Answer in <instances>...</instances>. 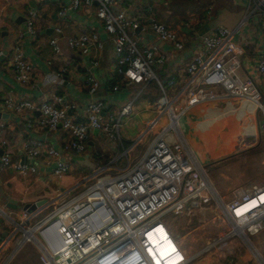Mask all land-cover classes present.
Masks as SVG:
<instances>
[{
  "label": "built area",
  "instance_id": "built-area-1",
  "mask_svg": "<svg viewBox=\"0 0 264 264\" xmlns=\"http://www.w3.org/2000/svg\"><path fill=\"white\" fill-rule=\"evenodd\" d=\"M250 1L253 2L252 10L262 11L264 0ZM78 9H84L87 13L92 11L102 31L112 41V59L118 80L111 84L110 90H119V83L131 87L147 86L153 82L160 95L148 99L141 108H138L134 97H129L116 110L106 107L97 99H91L82 108L83 119H77L75 114L70 113L73 106L65 96L53 90L56 89L54 86L63 83L66 74V68L59 67L43 77L44 84L49 87L53 85V89H50L51 93H43L44 97L37 106L28 98H0V112L20 114L28 111L26 126L35 120L38 127L49 132L60 129L64 133L66 149L75 154L86 153L93 131L103 134V138L112 146L119 145L121 118L128 119L137 115V111L143 118V126L132 143L118 149L119 152L106 165L104 162L89 168L85 173H79L77 182L63 188L55 197L44 199L43 203L30 211L22 209L18 218L0 207V264H7L27 241L38 245L37 264H144V250L152 264H156L155 256L148 253V242L142 235L154 231L155 223L161 225L160 220L155 219L158 215L178 208L187 211L209 210L211 217L205 228L210 229L203 231L198 238L191 239L192 242L189 241L193 245L197 240L196 243L201 245L187 254L174 242V247L166 254L171 261L162 264H185L197 253L207 251L227 237H243L262 230L264 197L260 196L264 193V186L234 187L227 200L217 195L206 176L204 166L187 150L178 128V119L182 114L207 101L221 103L229 99L246 100L254 102L257 109L263 110L264 101L257 85L251 76L240 72L244 51L243 44L234 39V30L215 26L211 32L199 37V49L190 56L181 82L178 83V78L170 74L162 84L152 66L164 63L165 51L151 41L144 48H139L138 40L149 32L174 49L181 50L182 38L175 28L156 19L152 10L141 20L128 13L125 7L116 8L115 0H68V5L59 7L56 14L63 18L67 10ZM36 19L37 12L27 10L23 28L14 33L15 37L9 44L8 67L11 77L16 83L29 87H35L37 73L25 57L22 46L26 38H35ZM184 26H189L188 22ZM138 27L139 31H136ZM61 39V27L55 24L53 35L48 41L54 54L62 55ZM65 43L68 49L80 56L101 50V41L96 32L70 35L65 38ZM3 56L0 49V59ZM97 64L94 55L87 63L83 79L86 92L91 96L99 89L97 78L91 70ZM255 68L258 73H264V56L256 60ZM35 111H38L37 119L32 114ZM162 117H165V123L158 128L156 123ZM7 128L8 123L0 122V170L10 167L19 176H29L37 172L34 161L40 155L52 159L51 174L56 179L71 170L69 162L51 144L31 137L21 139L20 148L25 160L12 161L11 146L5 136ZM258 132L264 134V124L258 125ZM144 137L149 138L148 144L130 164L127 155ZM123 156L127 161L119 167V160ZM111 163L113 166H110ZM110 167L117 174L105 177L103 173ZM77 189L79 193L76 196L60 204L65 196ZM60 200L58 209L38 221L34 228L28 227L34 216ZM80 210L84 211L77 213ZM54 214L57 217L51 220ZM92 215L95 217L88 220ZM56 219L60 220L57 231L63 245L57 250H51L47 245L45 247L38 243L34 231L43 229ZM96 219H100L102 224L93 227ZM163 228L167 231L168 239L174 241L167 228ZM160 243L164 245V242ZM10 244L12 248L7 250Z\"/></svg>",
  "mask_w": 264,
  "mask_h": 264
},
{
  "label": "crops",
  "instance_id": "crops-1",
  "mask_svg": "<svg viewBox=\"0 0 264 264\" xmlns=\"http://www.w3.org/2000/svg\"><path fill=\"white\" fill-rule=\"evenodd\" d=\"M171 3L178 4L173 5ZM67 5L68 0H0V49H2L4 55L0 59V98L3 99L6 96H12L16 100L22 97L28 98L37 106L39 101L44 97L42 96L43 93H51L50 89H53V85L49 87L44 84L42 81L43 77H46L51 71L59 67H65L66 74L64 75L63 83L54 86L56 89L53 90H57L61 92L60 94L65 96L68 103L73 106L70 109V113L75 114L77 119H83L84 114L82 108H84V105L91 99H97L101 101L103 105H106V107L116 110L119 104L127 98L134 97V101L138 105V108H141L148 99H152L146 96L139 99L144 89L150 86L151 83L147 86L137 85L131 87L119 83V90L111 91L107 89L106 86L108 83L113 84L118 80V74L112 59V41L110 40V36L102 31L101 25L92 11L87 13L84 9L67 10L65 16L59 18L56 14L57 10L59 7ZM252 5L253 2L250 0H115L116 8L125 7V9L129 10L127 11L128 13H132V15L137 16V18L141 20L145 18V15H149L152 10L156 19L164 22L167 26L175 28L177 32L180 33L183 44L181 50L174 49L167 42L158 40L149 32H146L142 40L138 41L139 48H144L145 44L151 41L161 50L165 51L166 60L162 65L156 66L160 71V77L162 79L155 74L162 84L165 83L166 78L170 74L178 78V83H180L184 77V69L190 56L195 54L199 49V37L211 32L212 28L215 26H222L233 29L235 32L234 39L243 44L244 54L241 58L240 72L243 75L251 76L260 91L261 99L264 101V73H258L255 68L256 60L264 56V3L262 11L252 10ZM161 6H167L170 9L169 12L168 10L165 12L163 8H160ZM30 9L37 12V19L34 24L36 36L33 40L26 38L23 42L22 49L25 57L36 69L37 79H35V87L21 85L13 81L8 67L10 56L9 44L15 37L14 33L23 28L26 11ZM184 14H186L188 19L183 17ZM194 17H196L195 23ZM185 22H188L189 26H184ZM55 24H59L61 27L62 42H60V49L62 55L51 52L48 44L50 37L53 35V26ZM204 25H207V30L201 33ZM91 32H96L98 34V38L101 41V50L99 49L96 53L91 51L88 55L80 56L67 48L65 43L66 37L73 34ZM94 55L98 60V64L91 70L97 78L99 89L96 91L95 95L91 96L86 92L87 88L85 84H83V79L84 75H86L87 63L90 59H93ZM151 89L156 90L154 84ZM131 90L135 91L133 96H129L131 95ZM238 100L239 99L223 100L221 103L223 102L225 105H228V103L239 102V106L237 107L238 111H240L239 115L246 118L247 123H249L252 129L255 127V124H257V129L259 124H264V106L263 110H260L257 109L251 101ZM244 103L249 105V108L243 106ZM194 107L195 106L191 108ZM242 108L244 109L241 110ZM258 112H260L261 115H258ZM214 113L212 109L204 110L202 113L203 117L201 120H198V124H200V122L213 121ZM32 114L35 119H37L38 111ZM137 115L140 116V121L138 120V122L141 124V120L143 119L142 115L138 111ZM146 115L147 114L143 116L145 117ZM26 116H28V111L25 110L20 114L7 112L5 117H0V122L9 124L8 130L5 129V136L8 138L11 146L12 161L15 162L16 159H21V161L25 160L20 148L21 139L31 137L33 139H43L45 142L51 144L52 147L61 154V157L69 162L71 170L58 179L54 178L51 174L53 167L52 159L45 155H40L35 159L34 163L37 166V172L29 176H19L15 173L14 169L10 167L0 170V207H3V209L8 211L14 218L19 217V212L22 210V206L25 203H33L37 200L55 197L58 192L65 188L62 185V181H67L70 176L77 175V171L83 173L82 163L84 161L80 162L83 160V157L88 159H90L89 156L91 157V153L89 152L88 154V152H86L82 154L80 161L74 162L71 159V155L75 153H70V151L66 149L64 133L60 131V129L49 132L44 128L41 129V127H38L35 120L32 121L30 126H26ZM128 119H131V117ZM221 125L222 127H219ZM133 126L132 123L123 124L121 142L119 145H115V147L112 146L111 143H108L103 138V134L99 132H93V136L88 140V145H91L92 148L96 147L98 152L111 158V155L113 156L116 150L130 144L132 140L131 129ZM219 126L216 128L210 126L202 130L209 133V137L212 134L214 135L216 146H219V143L221 144V147H215L213 152H217L223 148L221 133L224 124H220ZM140 128L141 125L139 126V129ZM128 130L129 133L127 132ZM211 130H213V132H211ZM262 135L264 137V134ZM204 138H206V135ZM258 142L259 141L253 143L249 150L254 149ZM241 151H244V149H241ZM247 156L249 157L245 155L238 157V161L234 162L233 165L239 169V173L249 162L250 164L254 162L257 175L255 171L252 170V177H249L245 184L253 180L255 185L264 186V148L260 152L254 151V153ZM221 159H211L210 161V158L208 160L203 157L202 160L198 159V161L202 166L203 164L207 166V163H213V161L217 162ZM206 160L208 161L206 162ZM221 168L222 167H219L218 170ZM221 173L222 172H219L220 176ZM259 173L261 175H259ZM251 183L238 186L248 188L254 185ZM11 187L21 191L22 196L18 197L13 190H11ZM231 190L229 197L231 196ZM217 191L219 196L225 200L228 199L220 194L225 193V191L222 192V188H220L219 185ZM66 197L67 196H65V198ZM263 197L264 195L261 198ZM10 199L15 202L14 208L6 205ZM60 202L61 200L58 201V203ZM207 212L210 211H200L199 209L187 211L184 208H178L169 212L168 214L170 215L167 217L170 223L176 222L177 219H183V225L184 223L187 225V222H189L187 220L191 216H194L197 225L199 223L197 228H205L204 221H206L205 215ZM2 226L1 224V227ZM97 226L100 225L93 224V227ZM57 230L58 227L56 226L50 227L41 235L51 250H57L63 245V240L59 238ZM260 231V233L257 232L258 234L255 233L248 236H254V238H256L263 235L264 229ZM192 233L199 234L200 232L197 230L195 231V229L191 230L187 237ZM170 235L174 239L175 244L181 247V251L187 254L188 251H186L185 247L192 245V243H189L191 237L187 239L186 243L183 241L185 237H183V239H177L176 241L174 238L175 236L171 233ZM192 241L193 240H191V242ZM245 247L250 249L253 256L254 254L256 255L255 257L258 259L255 260L257 262L259 260V264H264V258L261 256V253L259 254L256 252L252 246L249 247L248 245ZM246 251V248L244 249L236 246V244L231 245L230 243H225L209 249L208 252L203 251L204 253H197L193 259L185 264H254V259L252 260L250 254H247ZM194 259L197 261H194Z\"/></svg>",
  "mask_w": 264,
  "mask_h": 264
},
{
  "label": "rangeland",
  "instance_id": "rangeland-1",
  "mask_svg": "<svg viewBox=\"0 0 264 264\" xmlns=\"http://www.w3.org/2000/svg\"><path fill=\"white\" fill-rule=\"evenodd\" d=\"M186 1V0H183ZM173 5H176L178 3H171ZM160 8H163V10L166 12L168 10L169 12V8L163 7L161 6ZM181 13V12H180ZM183 17H185L186 19H188V17H186V14L183 15ZM136 31H139V27L136 29ZM142 40L141 37L139 38L138 41ZM153 71L155 72V74L160 77V71L158 69V67L156 66H152ZM161 78V77H160ZM162 79V78H161ZM153 88V82H151L150 86L146 87L144 89V92L142 93V95L139 97V99L143 96L149 97V98H157L160 95L159 91L153 90L151 89ZM167 91V95H169L168 90ZM131 95L129 96H133L135 91L131 90L130 91ZM240 101V100H238ZM239 106V102H233V103H228V105L225 103H219L216 101H207V102H203V103H199L197 104L194 108H190L189 110H187L184 114H182L179 119H178V128L180 130V134L181 137L183 138V141L185 142L186 148L187 150L189 149L191 154L193 155V157L198 160V159H203V157L205 159L210 158L211 159H221L219 161H213V163H207V166L204 165V169L206 171V176L208 178V180L210 181V183L212 184V186L214 187V190L216 192V194L218 195V185L220 186V188H222V192L225 191V193H220L223 195V197L225 198H229V193L230 190L233 189L234 187L238 186V185H248L250 184L252 181H250L248 184H245L248 180L249 177H252V170L255 171V174L257 175V171H256V167L254 166V162L250 164V162L248 163V165H246L245 167H243L241 169V171L238 173L239 169L237 167H235L233 165L234 162L238 161V157H242L243 155H245L246 157H249L247 155H251V153L257 152V151H261L264 148V137L262 134L258 133V129H257V124H255V127H253V129L251 128V126L249 125V123H247L246 118L243 117L240 114V111H238L237 107ZM243 106H247V108H249V105H247L246 103L243 104ZM199 109H198V108ZM207 109H212L214 110V120L211 122H204L198 124V120H201L203 117V111L207 110ZM237 109V110H236ZM244 108H242L241 110H243ZM258 115H261L260 112H258ZM240 116V117H239ZM192 117V119H191ZM138 120L140 121V116L139 115H134L131 117V119H126L125 117L121 118V126L119 127V134L121 136V132H122V128H123V124L124 123H128V124H133V128L131 129V143L132 141L135 139L136 135H137V131L139 129V126H143V124H140V122H138ZM165 117H162L161 120L159 122L156 123V126L158 128H160L164 123H165ZM220 124H224V127L222 128V133H221V137L223 138V145H222V149H220L217 152H213L214 148H220L221 144L219 143V146H216V139L214 138V135L212 134L210 137L208 135H210L209 133H206L204 131H202L205 128H208L210 126L213 127H217ZM219 127H222L219 126ZM226 128V129H225ZM220 129V128H218ZM129 133V130L127 131ZM211 132H213V130H211ZM204 134V135H203ZM206 135V138H204ZM180 137V136H179ZM257 141L258 144L255 146L254 149L249 150L251 145L253 143H256ZM149 142V138L148 137H144L141 142L137 145H135L133 147V150L129 152V154L127 155V157L130 159V164L132 162H134L142 153L143 149L146 147V145ZM128 146V145H127ZM115 147V146H114ZM96 147H94L95 149ZM241 149H244V151H241ZM236 151V152H235ZM90 153H93V149L90 148L89 149ZM119 152V151H118ZM117 150L115 153H118ZM105 154H102L100 152V155H98L99 158L103 157V161L100 159L101 162L96 163L97 165H101L102 163L106 162L110 159V157H104ZM113 156L111 155V158ZM82 158V154H72L71 155V159L75 162V161H80V159ZM90 159L83 157V160L80 162H83V173L88 171V168H95V163L94 160H92V158L89 156ZM249 159V158H248ZM107 160V161H106ZM206 160V162L208 161ZM126 157H122L119 160V164L118 166H124L125 162H126ZM252 161V160H251ZM91 163V164H90ZM113 163V161H112ZM110 164V166H113V164ZM233 165V166H232ZM219 167H222L220 170ZM258 170V169H257ZM219 172L221 173V176L219 174ZM261 173V172H260ZM259 173V175H261ZM105 174V177L107 175L112 176L117 174L115 171H113L111 169V167L109 168V170L107 171L105 169V172L103 173ZM239 174V175H238ZM79 176V171H77V175L75 174L74 176H70L69 179L67 181H62V185L67 188L70 187L71 185L75 184L78 179ZM261 178V176H260ZM250 180V179H249ZM254 184L255 183H251ZM257 186V185H256ZM231 188V189H230ZM230 189V190H229ZM11 190H13V192L18 196H22L21 191H18L16 189H14V187H11ZM79 193V190L77 189L75 192H72L70 194L67 195V197L60 203H64L66 200H68L69 198H73L74 196H76ZM59 203H56L55 205H51L48 208L42 210L40 213H38L36 216H34L32 218V220L28 223V227L31 228L33 227L38 221L42 220L45 216H47L48 214L52 213V211L55 209H58L60 207ZM172 212V211H171ZM169 212L165 213V214H161L158 215L155 219L156 220H160L161 225L163 227H166L167 230L169 231V233H171L172 235H174L176 241L177 239H183L184 238V242L187 243V239H189L191 237V239H196L198 238V236H200L202 234L203 231H207L210 228H197L199 226V223L197 225V221L194 219V216H191L187 221V225H183V219H177L176 222L174 223H170L169 222V218L167 217ZM215 213V211L213 212V214ZM58 214V213H57ZM57 214L52 215L50 218L51 220L55 219L57 217ZM91 217V216H89ZM88 217V218H89ZM211 217V213L207 212V214L205 215L206 221L204 226L206 227V224L208 222V220ZM195 227V228H194ZM34 228V227H33ZM46 227H44L41 230H35L34 231V236L36 237V239L38 238V243H40L41 245L45 246L47 244H45V240L43 238H41V234L42 231L45 230ZM184 229V230H183ZM195 231H199V234H194L192 233L189 237H187V235H189L191 230ZM264 229V228H263ZM159 232H162L163 236V242L164 245H161L160 242L158 241L159 239L156 237V240L153 241V246L156 247V253L158 254V260L160 261V258L165 259L166 263H169L171 261L170 258H166L167 257V252L169 249L174 247V242L172 239H167L168 237L166 236V234H164V231L162 230V228L158 229ZM166 231V230H165ZM261 232V231H260ZM259 232V233H260ZM258 234V233H257ZM263 235H260L256 238H254V236L249 237L248 235H245L243 237H238V236H232L230 238L227 237V239L220 241L218 243H215V245H212L209 249L214 248L215 246H219V245H223V244H228L230 243L231 245L236 244V246L242 247V248H246V252L247 254H250L252 260L254 259V264H259V260L258 262L255 259H258L257 257H255L256 255L254 254V256L252 255L250 249L248 247L245 246H252L256 252H258L259 254L261 253V256L264 258V233H262ZM184 235V236H183ZM169 236V235H168ZM166 239V240H165ZM197 241V240H195ZM174 243V244H173ZM201 245V243H194L193 245L190 246H186L185 249L188 252L194 251L196 248H198ZM38 245L36 243H33V241H27L24 242L19 249L12 255V257L10 258V260L8 261L7 264H37L38 262ZM150 247V253L152 256H155L154 250L151 246ZM12 248V244H10L7 248V250ZM208 249V250H209ZM205 251V252H208ZM249 252V253H248ZM204 253V252H203ZM197 259V258H196ZM196 259H194V261H197ZM264 261V260H263ZM188 263V262H186ZM144 264H152V260L150 259H145L144 260Z\"/></svg>",
  "mask_w": 264,
  "mask_h": 264
},
{
  "label": "bare ground",
  "instance_id": "bare-ground-1",
  "mask_svg": "<svg viewBox=\"0 0 264 264\" xmlns=\"http://www.w3.org/2000/svg\"><path fill=\"white\" fill-rule=\"evenodd\" d=\"M254 106H255V103L254 102H251ZM264 195V193L260 196V197H262ZM85 210V209H84ZM84 210H80V211H78L77 213H81V212H83ZM239 210V208L236 210V211H238ZM88 217V216H87ZM95 216L94 215H92L91 217H89V218H87L88 220H90L91 221V218H94ZM57 220V219H56ZM60 220L58 219L56 222H53V223H51L50 225L48 224L47 226H45L46 227V229L45 230H43L42 231V234L47 230V229H49L50 227H59V225H58V222H59ZM97 219L95 220V222L93 223V224H97ZM102 224V223H101ZM101 224H98V225H101ZM153 226H156V228H155V230L154 231H152V232H147L146 233V235H142V238L143 239H145L148 243H147V245L148 246H151L152 248H153V250H154V253H155V255H156V257L157 258H155L154 257V261H155V263L156 264H162V263H166L165 262V259H161L160 261L158 260V254L156 253V247L155 246H153V241L154 240H156V237L159 239L158 241L160 242H163V239H162V236H163V234H162V232H159L158 231V229L159 228H162V230L164 231V234H166L167 233V231H165V229L159 224V223H155ZM41 234V235H42ZM58 234V236H59V238L60 239H62L61 238V235L59 234V233H57ZM156 236V237H155ZM168 239V238H167ZM166 240V239H165ZM170 240V239H169ZM174 242V241H173ZM161 244V243H160ZM148 253L151 255V253H150V247L148 248ZM144 253H145V255L148 257V259H149V256H148V254L146 253V251L144 250ZM152 256V255H151ZM166 258H170L169 256H167ZM171 259V258H170Z\"/></svg>",
  "mask_w": 264,
  "mask_h": 264
},
{
  "label": "water",
  "instance_id": "water-1",
  "mask_svg": "<svg viewBox=\"0 0 264 264\" xmlns=\"http://www.w3.org/2000/svg\"><path fill=\"white\" fill-rule=\"evenodd\" d=\"M205 30H207V25H204L203 26V31H201V33H203ZM7 114L6 113H2V112H0V117H5ZM94 133H96V131H93ZM43 201H44V199H41V200H37V201H35V202H33V203H25L23 206H22V209H26L27 211H30V210H32V209H34V207L35 206H38V205H40L41 203H43ZM14 200H12V199H10L9 201H8V203H6V205H9V207H11V208H14L15 207V205H14ZM53 222H56V221H53ZM53 222H51V223H53ZM97 224H101V220L100 219H97ZM50 223V224H51ZM49 224V225H50Z\"/></svg>",
  "mask_w": 264,
  "mask_h": 264
},
{
  "label": "trees",
  "instance_id": "trees-1",
  "mask_svg": "<svg viewBox=\"0 0 264 264\" xmlns=\"http://www.w3.org/2000/svg\"><path fill=\"white\" fill-rule=\"evenodd\" d=\"M107 87V89H110V87H111V83H108V85L106 86ZM88 148L90 149V148H92V146L90 145V146H88ZM89 149L86 151V152H88V154H89ZM93 149V153H91V158H92V160H94V162L95 163H93V164H95V165H97L96 163H99V162H101L100 161V159L103 161L104 159H103V157H101V158H99L98 157V155H100V152H98V150L95 148H92ZM105 158L107 157L106 155L104 156ZM91 164V163H90ZM89 169V168H88Z\"/></svg>",
  "mask_w": 264,
  "mask_h": 264
},
{
  "label": "clouds",
  "instance_id": "clouds-1",
  "mask_svg": "<svg viewBox=\"0 0 264 264\" xmlns=\"http://www.w3.org/2000/svg\"><path fill=\"white\" fill-rule=\"evenodd\" d=\"M144 250V249H143ZM143 259L145 260V259H148V257L144 254V257H143Z\"/></svg>",
  "mask_w": 264,
  "mask_h": 264
}]
</instances>
